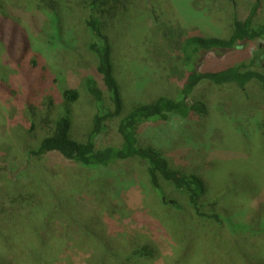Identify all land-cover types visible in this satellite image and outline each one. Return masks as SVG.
I'll return each mask as SVG.
<instances>
[{
    "label": "rangeland",
    "instance_id": "rangeland-1",
    "mask_svg": "<svg viewBox=\"0 0 264 264\" xmlns=\"http://www.w3.org/2000/svg\"><path fill=\"white\" fill-rule=\"evenodd\" d=\"M131 3L113 44L115 76L126 107L175 96L183 79L180 51L186 37L228 39L235 14L245 18L253 8L255 20L264 22V0ZM10 20L25 30L31 54L42 67L35 94L44 119L42 135L53 130L65 108L61 93L70 89L79 94L67 106L71 135L83 140L96 113L85 86L93 55L86 50L83 28L73 22V14H42L33 0H0L6 33ZM11 40L4 35L0 41V82L19 95V75L7 58L18 44ZM256 53V65L249 69L258 70L264 66L263 40L217 58L209 56L200 70L248 66ZM193 100L206 105L204 115L146 123L139 139L160 150L171 168L193 172L205 181L210 189L206 202L217 205L216 211L206 213H217L220 224L197 216L172 188L165 199L174 200L176 207L165 205L150 186L141 161L85 167L55 153L27 161L21 140L23 109L0 91V207L7 221L0 228L5 233L0 236L3 254L13 249L19 257L16 264H119L115 258L123 254L126 262L130 249L138 245L152 247L150 256L138 259L140 264H251L253 252L264 254V92L255 82L243 91L232 86L217 89L205 80ZM97 142L120 144L115 123L106 124ZM55 207L60 209L46 222L49 209ZM48 225L46 231L53 235H45ZM244 252L250 261L241 258Z\"/></svg>",
    "mask_w": 264,
    "mask_h": 264
},
{
    "label": "trees",
    "instance_id": "trees-1",
    "mask_svg": "<svg viewBox=\"0 0 264 264\" xmlns=\"http://www.w3.org/2000/svg\"><path fill=\"white\" fill-rule=\"evenodd\" d=\"M33 3L36 8L42 10V14L60 13L64 16L73 14L77 19L73 22L83 28L88 39L86 50L93 55V71L91 76L85 80V86L88 94L95 101L96 113L93 115L85 138L76 141L71 135L72 121L67 106L76 102L79 94L76 90L66 89L61 93L65 107L63 112L54 120L53 130L49 134L42 135V120L44 119L35 100L36 82L41 79L42 67L31 54L30 40L25 30L17 26L18 22L10 20L7 33L3 23L0 22V41L4 35H7L10 40L12 39V44L14 39L18 43L11 48L12 51L7 58L18 72L22 92L17 95L11 87L2 82H0V91L8 94L18 102L20 109H23L25 126L21 140L22 151L27 161L40 160L52 153L85 167L108 168L132 160L141 161L146 165L150 186L165 205L176 207L177 203L174 200L165 199V192L172 188L186 198L189 207L197 216L214 219L220 224L222 221L217 213H206L207 209L212 210L213 208L216 211L217 205L209 206L206 202L210 189L205 181L193 172L171 168L160 150L151 145L141 144L139 131L146 123L168 122L174 117L188 120L194 116L204 115L206 105L200 101H194L193 94L205 80L217 89L232 86L243 91L250 83L255 82L264 92V66L259 65L258 70L249 69V66L256 65L258 53L253 55L248 66L228 65L212 73H204L200 70L201 65L207 61L209 56L217 58L237 50L241 45L256 40L264 41V22L258 23L255 20V8L245 18L235 14L233 31L228 39L199 35L186 37L180 51L183 79L174 97L160 96L148 104L126 107L122 88L115 76L113 44L121 19L127 17L131 11V0H33ZM109 122L115 123L120 144L100 146L97 140ZM38 132H41L40 135ZM59 209L60 207L49 209L46 222L51 221V217ZM5 214L4 207H0V228L3 222L7 223L6 218L2 217ZM48 227L49 225L45 227V235H53L48 230L46 231ZM4 234L0 230V236L4 238ZM96 238L101 240L103 235H98ZM8 239L11 241L9 237ZM104 246L99 245L103 253L106 251ZM151 249L152 247L148 245H138L130 249L131 254L128 253L127 261L132 259V262L128 261V263L140 264L138 259L142 260L145 256H150ZM1 250L3 249L0 248V264L18 262L19 257L13 249L6 250L5 255ZM241 253V258L246 256L250 261V254ZM253 254L251 264H264L263 253L253 252ZM122 255L115 260L119 261V264H126L127 261H123L124 255L120 259ZM133 259H136L137 263Z\"/></svg>",
    "mask_w": 264,
    "mask_h": 264
}]
</instances>
